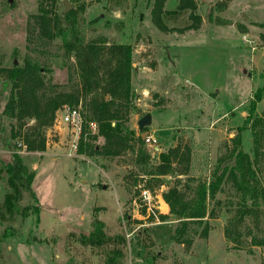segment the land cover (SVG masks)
Masks as SVG:
<instances>
[{
    "label": "rangeland",
    "instance_id": "rangeland-1",
    "mask_svg": "<svg viewBox=\"0 0 264 264\" xmlns=\"http://www.w3.org/2000/svg\"><path fill=\"white\" fill-rule=\"evenodd\" d=\"M68 1L73 6L65 12L63 0H0V160L8 162L16 152L33 170L30 190L22 192L19 203L40 208L25 218L8 215L2 202L9 187L0 172V264H105L116 246L123 252L120 264H144V259L154 264H264V201H242L229 178L207 198L206 234V223L193 221L178 233L182 222L168 208H157L158 196L169 186H177L182 199L191 198L199 182L213 178V170L231 164L233 146L254 158L251 130L239 127L253 93L264 83V0H164L159 16L166 29L152 18L155 0ZM42 6L67 31L74 25L84 42L131 45L136 109L128 124L140 134L137 120L151 114L142 131L158 136L155 152L143 142L146 157H136L132 149L114 157L78 154L67 142L69 128L51 137V125L44 129L43 150L29 151L21 144L34 119L26 118L20 128L4 112L12 87L8 69L36 63L48 94L81 92L75 58L60 35L39 31ZM73 9L74 21L64 18ZM142 90L147 91L144 98ZM199 90L209 93L198 95ZM208 101L227 115L210 123L201 114ZM87 103L82 96L77 105L86 118ZM263 108L264 95L256 104L258 113ZM237 132L240 145L233 142ZM94 142L100 145L103 138ZM172 148L170 172L154 174L158 153ZM257 149L254 168L264 186V127ZM144 189L156 216L142 201ZM243 207L250 211L242 213ZM95 219L110 239L100 246L83 244L80 237Z\"/></svg>",
    "mask_w": 264,
    "mask_h": 264
},
{
    "label": "trees",
    "instance_id": "trees-1",
    "mask_svg": "<svg viewBox=\"0 0 264 264\" xmlns=\"http://www.w3.org/2000/svg\"><path fill=\"white\" fill-rule=\"evenodd\" d=\"M163 1L155 0L152 18L156 25L166 29L159 16ZM78 7L81 8L80 5ZM40 10L39 31L48 37L60 35L65 49L75 58L81 81V92H64L55 96L48 94L40 68L36 63L26 62L22 67L13 66L8 69L7 77L12 80V87L4 112L14 117L19 122L20 128L26 118L34 119V124L23 132L21 144L29 151L43 150L45 148L44 129L51 125L56 109L64 104L77 106L80 97L83 96L88 100L86 106L88 116L86 118L82 112L84 124L77 142L78 154L114 157L127 149H132L136 152V157H139L140 153H145L146 157L148 154L146 150H143V138L128 124L130 112L136 109L131 101L134 69L131 45L112 43L105 46L97 42H84L75 31L74 25L67 31L59 23L58 17L51 16L45 6H42ZM75 11V9L70 10L64 14V18L74 21L72 15ZM261 76L264 77V70ZM263 95L264 83L253 93L245 124L239 127L240 131L244 128L251 130L254 145L253 159L241 147L233 146L228 156L231 164L223 165L220 170H213V178L208 182H199L191 198L182 199L181 191L174 185L162 192V198L168 204V214L174 215L176 219H179L178 221L182 222L178 233L186 228V224L190 221L198 224L206 223V219L210 216L207 212V198L214 197L227 178L240 192L242 201L245 199H250L252 203L264 201V186L260 184L254 168L258 153L257 146L264 127V108L261 113H258L256 104ZM93 121L97 124V131L94 133L89 129V123ZM11 136L16 137L12 133ZM98 136L103 138L100 145L94 142ZM233 142L240 145L239 132L234 135ZM175 153L174 148L160 151L159 164L155 167L154 174L162 175L170 172ZM0 172L5 173L9 187L2 202L6 213L8 215L17 213L23 218L27 217L30 211L38 214L40 210L38 204L23 206L19 203L22 192L30 190L34 177L33 170L28 168L20 155L14 152L10 161L0 160ZM248 211L250 210L243 207L242 213ZM203 232L205 234L207 232V223L203 227ZM3 235L9 234L4 232ZM225 235L230 237V231L227 228ZM109 237L104 232L102 221L95 219L92 229L88 234H82L80 240L83 244L100 246L107 242ZM122 256L121 248L112 247L107 253L105 264H120ZM144 264L154 263L144 259Z\"/></svg>",
    "mask_w": 264,
    "mask_h": 264
},
{
    "label": "built area",
    "instance_id": "built-area-1",
    "mask_svg": "<svg viewBox=\"0 0 264 264\" xmlns=\"http://www.w3.org/2000/svg\"><path fill=\"white\" fill-rule=\"evenodd\" d=\"M141 95L144 98L147 95V92L142 90ZM140 100H141V97H138V101ZM83 124H84V117H83L80 106H70V105L64 104L56 109L52 124L47 129V135L54 137L56 136V134L59 133L62 127L69 128L70 135L67 137V142H69L71 144L72 149L76 151L77 142L81 134ZM89 129L91 130L92 133L96 132L97 124L94 121L90 122ZM143 140H144V143L149 147V149L152 152H155V148L159 147L160 140L158 136L154 134L153 131H145ZM141 198L147 207V211L152 212L156 216L153 210L152 204H151L152 196L150 192L144 189L141 192Z\"/></svg>",
    "mask_w": 264,
    "mask_h": 264
},
{
    "label": "crops",
    "instance_id": "crops-1",
    "mask_svg": "<svg viewBox=\"0 0 264 264\" xmlns=\"http://www.w3.org/2000/svg\"><path fill=\"white\" fill-rule=\"evenodd\" d=\"M169 62H173V60L171 59V57H170V61ZM148 68V67H147ZM149 69L152 71V72H154V73H156L157 75H159L160 73H159V71L158 72H156V70L154 69V70H152L150 67H149ZM173 69V68H172ZM172 74H173V76H172V78L173 79H175L174 78V75H175V72H172ZM186 81H188V79H185ZM176 81V80H175ZM177 82V81H176ZM189 82V81H188ZM175 87V86H174ZM145 90V89H144ZM209 90H204V91H197V94L198 95H200L201 93H203V94H207V93H209L208 92ZM147 92V91H146ZM192 92H194V91H192ZM200 93V94H199ZM215 97H216V95H215ZM216 99V98H215ZM201 114H202V116H204V117H207L208 119H210V123H214V122H216V121H218L219 119H221V118H223L225 115H227V112L224 110V111H219V110H217V106L215 105V103L214 102H212V101H208V103L207 104H205V107H203L202 109H201ZM155 149H157V148H155ZM140 260H141V258H140ZM141 263H142V260H141Z\"/></svg>",
    "mask_w": 264,
    "mask_h": 264
},
{
    "label": "water",
    "instance_id": "water-1",
    "mask_svg": "<svg viewBox=\"0 0 264 264\" xmlns=\"http://www.w3.org/2000/svg\"><path fill=\"white\" fill-rule=\"evenodd\" d=\"M63 3L65 5L64 7V11L66 12L67 10L71 9L73 4L71 2H69L68 0H63ZM201 10L202 12L204 13L205 12V5H202L201 6ZM134 64V63H133ZM151 121V114L150 113H145L143 114L138 120H137V124H138V127L139 129L141 130L140 131V136L141 138H144V135H145V131H142V127L147 125L149 122ZM158 201H159V204L157 206V208L160 210L161 208H168V205L167 203L164 201V199L161 197V196H158Z\"/></svg>",
    "mask_w": 264,
    "mask_h": 264
}]
</instances>
